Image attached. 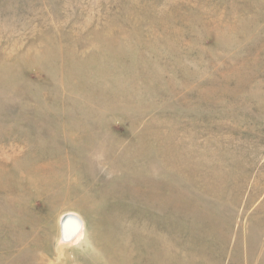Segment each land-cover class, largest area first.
<instances>
[{
  "label": "rangeland",
  "instance_id": "obj_1",
  "mask_svg": "<svg viewBox=\"0 0 264 264\" xmlns=\"http://www.w3.org/2000/svg\"><path fill=\"white\" fill-rule=\"evenodd\" d=\"M0 264H264V0H0Z\"/></svg>",
  "mask_w": 264,
  "mask_h": 264
},
{
  "label": "water",
  "instance_id": "obj_2",
  "mask_svg": "<svg viewBox=\"0 0 264 264\" xmlns=\"http://www.w3.org/2000/svg\"><path fill=\"white\" fill-rule=\"evenodd\" d=\"M68 219L74 222L75 227L73 228L72 232L67 235L64 232L63 223L65 220H68ZM59 223H60V238H59L60 243H67V242H72L73 240H75V238L78 236V233H80L83 227L82 219L79 218L77 214L73 212H66L62 214L60 217Z\"/></svg>",
  "mask_w": 264,
  "mask_h": 264
},
{
  "label": "bare ground",
  "instance_id": "obj_3",
  "mask_svg": "<svg viewBox=\"0 0 264 264\" xmlns=\"http://www.w3.org/2000/svg\"><path fill=\"white\" fill-rule=\"evenodd\" d=\"M77 216L79 217V218H81L78 214H77ZM82 219V218H81ZM83 221V220H82ZM75 224H74V222L73 221H71V220H65L64 221V223H63V227H64V232L68 235L69 233H71L72 232V230H73V228L75 227L74 226ZM83 227H82V230L80 231V233H78V236L75 238V240L76 239H78L80 236H81V234H82V231H83V228H84V222H83ZM75 240H73V241H75ZM67 243H69V242H67Z\"/></svg>",
  "mask_w": 264,
  "mask_h": 264
}]
</instances>
